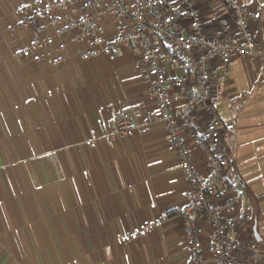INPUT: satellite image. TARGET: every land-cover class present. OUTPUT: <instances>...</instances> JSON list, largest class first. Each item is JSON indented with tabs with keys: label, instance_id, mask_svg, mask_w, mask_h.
<instances>
[{
	"label": "crops",
	"instance_id": "0c3cea01",
	"mask_svg": "<svg viewBox=\"0 0 264 264\" xmlns=\"http://www.w3.org/2000/svg\"><path fill=\"white\" fill-rule=\"evenodd\" d=\"M193 1L212 38L219 21L230 18L227 7ZM47 2L0 0V264H190L180 216L188 185L165 127L91 146L92 130L106 135L124 115L141 123L156 114L136 67L138 53L83 60V45H64L50 31L52 46L20 57L34 36L20 30L18 10ZM242 2L258 14L256 53L211 64L212 104L231 162L227 196L237 200L232 218L239 222L230 236L244 244L243 264H264V0ZM101 25L114 39L112 20ZM168 74L186 76L181 67H168ZM172 97L179 112L185 96L172 90ZM208 122L198 110L183 123L204 177L207 162L192 134L204 136ZM150 226L151 233L125 239ZM198 227L213 264L212 227L202 221ZM254 242L260 259L252 254Z\"/></svg>",
	"mask_w": 264,
	"mask_h": 264
},
{
	"label": "built area",
	"instance_id": "2783aa9c",
	"mask_svg": "<svg viewBox=\"0 0 264 264\" xmlns=\"http://www.w3.org/2000/svg\"><path fill=\"white\" fill-rule=\"evenodd\" d=\"M220 1L227 7L230 18L219 21L212 38L206 35L202 12L193 0H174V4L162 0H48L44 5H26L18 10L20 30L31 31L34 36L20 57H30L52 46L54 38L50 31L64 37V45H83V60L102 56L117 59L124 49L138 53L136 67L142 81L151 89L156 114L147 116L141 123L124 115L114 131L106 135L92 130L91 146L99 139L112 145L116 136H145L155 125L165 127L188 185L180 216L190 264H209L198 227L200 221L212 227L213 264H243L244 244L230 236L239 222L232 218L237 200L227 196L226 171L231 162L222 121L212 104L210 66L216 61L229 65L236 57L255 55L257 42L252 25L258 22V14L250 11L242 0ZM105 18L111 19L114 25L112 40L106 37L101 25ZM168 67H181L186 76L170 77ZM172 90L181 91L185 96V107L179 112L174 106ZM198 110L209 115L206 134H192L194 145L207 162L205 177L197 168L183 125ZM152 228L136 230L125 239L151 233ZM250 248L253 256L260 259L259 245L254 242Z\"/></svg>",
	"mask_w": 264,
	"mask_h": 264
},
{
	"label": "water",
	"instance_id": "95a60500",
	"mask_svg": "<svg viewBox=\"0 0 264 264\" xmlns=\"http://www.w3.org/2000/svg\"><path fill=\"white\" fill-rule=\"evenodd\" d=\"M257 239L259 240V238L257 237Z\"/></svg>",
	"mask_w": 264,
	"mask_h": 264
}]
</instances>
